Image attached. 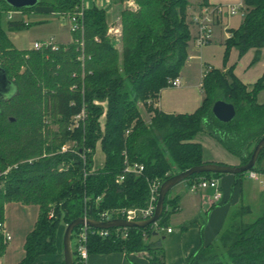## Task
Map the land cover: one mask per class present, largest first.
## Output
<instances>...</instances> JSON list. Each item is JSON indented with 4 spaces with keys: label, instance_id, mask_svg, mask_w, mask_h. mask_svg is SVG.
Wrapping results in <instances>:
<instances>
[{
    "label": "trees",
    "instance_id": "obj_1",
    "mask_svg": "<svg viewBox=\"0 0 264 264\" xmlns=\"http://www.w3.org/2000/svg\"><path fill=\"white\" fill-rule=\"evenodd\" d=\"M134 1L138 9L122 13L119 52L108 36L105 11L85 9L82 0H41L37 7L22 10L0 0V67L15 87L10 99L0 101V258L7 247L2 226L5 205L10 202L39 206L20 263L35 264L42 256L57 254L61 222L67 226L84 215L97 219L105 210L146 207L149 182H164L206 163L204 149L196 142L199 134L216 139L241 159V165L249 161L264 136V104L257 100L264 91V75L249 90L231 70L212 69L203 79L202 106L193 114L168 115L156 109L161 90L178 78L188 58L189 1ZM202 1L208 4V0ZM243 4L245 17L238 30L230 31L226 57L231 48L240 56L251 49H264V0H243ZM37 8L63 18L82 10V30L71 33L72 42L58 44L56 51L19 50L3 20H7L8 31H22L29 23L10 20L8 13L31 14ZM82 54L83 62L78 59ZM218 100L235 106L236 118L231 123L213 117L211 109ZM138 103L151 114L150 123L143 120ZM83 112L84 118L76 123L75 118ZM53 123L59 125L57 132L51 131ZM67 142L74 144V150L61 153ZM98 145L105 163L93 170ZM126 158L129 163L143 165L144 171L141 176L126 175L117 183ZM262 161L264 151L256 165ZM258 172L264 173V169ZM222 176L194 175L185 183L189 186L200 178ZM243 210L232 216L215 242L200 245L185 264H264V212L246 223ZM177 211L178 199L168 195L158 233ZM108 231L111 236L106 239H88L89 255L146 252L150 264H165L162 239L154 235L152 225L129 229L124 240L116 237L115 229ZM72 248L74 264H83Z\"/></svg>",
    "mask_w": 264,
    "mask_h": 264
},
{
    "label": "crops",
    "instance_id": "obj_2",
    "mask_svg": "<svg viewBox=\"0 0 264 264\" xmlns=\"http://www.w3.org/2000/svg\"><path fill=\"white\" fill-rule=\"evenodd\" d=\"M132 1L82 0V3L85 9L95 7L104 10L108 31H119L121 35L122 13L130 9ZM188 1L187 21L191 37L187 46L188 58L178 76L181 85L162 89L155 103L158 111L168 115L193 114L202 106L205 98L202 83L205 74L210 69L220 70L224 73L231 70L234 76L249 90L264 75V49H251L240 56L236 48H231L226 57L228 35L231 34L230 31L240 28L245 17L243 0H208L207 5H204L202 0ZM216 7L224 8L226 13L216 20L211 41L207 45L198 48L195 43L197 35L195 18L201 16L205 9ZM229 8H236L238 12L235 15H230L228 13ZM45 11L46 9L39 8L38 12L41 14ZM14 13L21 15L20 18L15 20L23 19L25 21L22 13ZM13 15L11 20L14 19ZM112 32L108 35L112 40L115 39L116 43L119 42V37L113 38L112 36L115 33L112 34ZM50 37L56 39L55 36ZM9 38L11 40L10 36ZM36 42H40V40ZM71 42L72 36L66 41L56 40L58 44H69ZM33 45L28 50H32ZM119 46L115 44V48L120 52ZM256 57L258 59L255 61ZM257 100L258 104H264V91L259 93ZM149 115L148 122L150 123L151 114ZM142 118L145 121L143 116ZM196 142L200 143L204 149V162L229 166L241 165L239 157L230 154L216 139L207 133L199 134ZM104 163L105 155L103 151L100 158L95 153L94 168H102ZM217 180L222 194L220 201L215 202L212 199L214 191L211 189L191 193L188 184L185 185L186 191H178L171 196L169 193V198L178 199V211L175 216L179 217H177V227H172L167 220L166 227L162 229L164 237L160 238L162 239V253H164L165 264H185L200 245L215 242L220 232L239 209L244 208L242 220L246 223L251 222L264 212V184L250 180L247 176L238 179L233 175H224ZM39 211V206L24 205L21 202H10L5 205L4 231L10 236V240L7 242L4 255L0 258V264H20L24 259L26 238L34 229ZM65 229L66 226H60L58 229L57 254L42 256L38 258L35 264L64 263L63 237ZM168 229H171L172 232L168 233ZM149 261L150 256L146 252L131 253L129 255L125 252H113L89 255L85 264H150Z\"/></svg>",
    "mask_w": 264,
    "mask_h": 264
},
{
    "label": "built area",
    "instance_id": "obj_3",
    "mask_svg": "<svg viewBox=\"0 0 264 264\" xmlns=\"http://www.w3.org/2000/svg\"><path fill=\"white\" fill-rule=\"evenodd\" d=\"M226 11L224 8L216 7L213 9H205L203 11V14L199 17L195 18V24L197 26V35L195 39L196 46L198 48H201L205 45H207L212 37L214 32V24L217 19H219L223 14H225ZM238 12V9L236 8H229L228 13L230 15H235ZM15 14L14 12L8 13V19H12V15ZM83 17L82 10L79 13H76L75 16L70 17H61L63 19H67L69 22V31L70 33H74L77 31L82 30V25L80 24V19ZM112 31H109L111 33ZM115 35L117 37L121 36L119 31H114ZM229 38L231 37V34L228 35ZM81 48L83 49V43H80ZM56 51L58 49V43H56L54 38H50L47 41H40L36 42L33 45L32 50L34 51H42L44 49H49ZM83 52V50H82ZM79 61H84V55L82 54L79 58ZM212 69L208 70L211 71ZM181 85V81L179 78H176L174 80L169 81L170 87H179ZM84 118V112L75 118V122L77 123L78 120ZM126 134H129V131L126 132ZM74 144L71 147L63 146L60 149L61 153H66L68 151H73ZM82 160L86 162L85 155L81 152L80 154ZM64 170V167L60 168V171ZM95 170V168L93 169ZM92 170V171H93ZM91 171V172H92ZM144 171V167L141 164L138 163H129L127 158L125 159V168L123 171V175L118 177L117 183H122L124 181V178L126 175H134V176H141ZM90 173V172H89ZM88 175L87 171H84V177ZM247 178L254 181H259L260 183L264 184V173H260L258 171H250L246 173ZM163 182L159 180H154L149 182V200L146 205V207L143 208H123V209H113V210H105L102 212H99L97 215V221L101 222H107L115 219H121V220H127L131 222H138V221H147L151 219L156 210L158 198H159V191L160 187ZM189 191L191 193H199L202 191H206L208 189H211L214 191V195L212 199L216 201H220L222 199V194L219 187V182L216 178H200L197 181H194L191 185L188 186ZM54 215V212H50V218H52ZM83 218L85 219H92L88 217L87 215H84ZM152 227L155 229L156 232H158L159 227L158 223L152 225ZM128 230L127 228H115V235L117 238L126 239L128 237ZM172 230L168 229V233H171ZM2 233L5 237V241L8 242L10 240V236L4 231V225L2 226ZM73 239H74V249L76 251L77 258L79 259L80 263L85 264L89 257L88 252V239L90 237H100L102 239H106L111 236L110 231L108 230H98L93 229L88 226L79 227L76 231H73L72 233Z\"/></svg>",
    "mask_w": 264,
    "mask_h": 264
},
{
    "label": "water",
    "instance_id": "obj_4",
    "mask_svg": "<svg viewBox=\"0 0 264 264\" xmlns=\"http://www.w3.org/2000/svg\"><path fill=\"white\" fill-rule=\"evenodd\" d=\"M10 7L22 10L37 7L41 0H4ZM15 94V87L9 81L5 71L0 67V101L8 100ZM213 117L223 124L231 123L236 118L235 106L224 100L216 101L211 109ZM264 151V136L255 145L249 161L240 166H229L220 163H204L200 166L192 167L186 171L176 174L166 181L160 187L159 198L154 216L147 221L131 222L127 220L115 219L107 222H101L94 219L78 218L68 224L63 237V264H74V252L72 248V233L76 228L88 226L98 230H109L115 228L127 229H146L151 225L159 223L164 214L165 200L170 191L177 185L184 183L190 177L200 174H219V175H242L255 170V166L261 153ZM158 232H154L157 235Z\"/></svg>",
    "mask_w": 264,
    "mask_h": 264
},
{
    "label": "rangeland",
    "instance_id": "obj_5",
    "mask_svg": "<svg viewBox=\"0 0 264 264\" xmlns=\"http://www.w3.org/2000/svg\"><path fill=\"white\" fill-rule=\"evenodd\" d=\"M130 9H132V10L138 9V5L136 4V2L134 0L130 4ZM38 11H39V8L36 9L35 12H33L31 14L23 15V18L25 19V21H27L29 23V27L22 30V31H19L17 33H11V32L8 33L9 31L6 27L7 20H6V18L3 20V27L6 30V32L9 34V36L11 37V41L17 49L28 50L32 47L34 42L39 41V40L40 41H47L50 38H52L50 36H55V38H56L55 41L56 40H58V41L65 40L66 41L71 37L70 31H69V24H68L69 22L67 19L61 18L56 13H41V14H39ZM13 16H14V19H17V18H20L21 15L15 14ZM108 34H109V31H108ZM112 34H114V32H112ZM121 35H122V31H121ZM112 37L114 38V37H116V35L114 34V36H112ZM110 39L113 42L114 46H115V44L117 46L120 45L119 48H120V52H121L122 51V36H119V42H117V43L115 42V39L112 40L111 37H110ZM140 104L138 103V105H139L138 108H140L139 110H141L142 116L145 118V121L147 123H149L148 120H149L150 115H149L147 109L145 108V106H143V104H141V105ZM50 127H51L52 132H57L59 129V125L54 124V123L51 124ZM72 145H73V143L67 142L64 146L71 147ZM96 154H97V157L100 158V156L102 155L101 146L97 147ZM255 169H258V171L263 170L264 169V161H262L260 164L256 165ZM244 176H246V174ZM185 185H186V183L184 182V183H181V184L177 185L176 187H174V189H172L170 191V196L174 195V193H176L178 191H186ZM177 217H179V216H175V214L172 215L168 219V224H170L172 227H177L178 226ZM60 226L64 227L65 226L64 222H61ZM163 232L164 231L160 230L157 238L164 237V235L162 234ZM72 246L73 247L75 246L74 242L72 243Z\"/></svg>",
    "mask_w": 264,
    "mask_h": 264
}]
</instances>
